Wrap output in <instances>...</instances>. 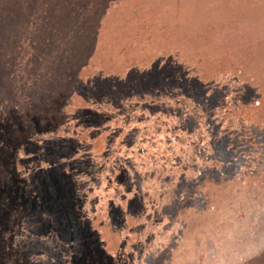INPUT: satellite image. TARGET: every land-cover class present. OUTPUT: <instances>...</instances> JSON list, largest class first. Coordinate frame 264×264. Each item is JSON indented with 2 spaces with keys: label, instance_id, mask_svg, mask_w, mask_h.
Here are the masks:
<instances>
[{
  "label": "rangeland",
  "instance_id": "1",
  "mask_svg": "<svg viewBox=\"0 0 264 264\" xmlns=\"http://www.w3.org/2000/svg\"><path fill=\"white\" fill-rule=\"evenodd\" d=\"M0 264H264V0H0Z\"/></svg>",
  "mask_w": 264,
  "mask_h": 264
}]
</instances>
